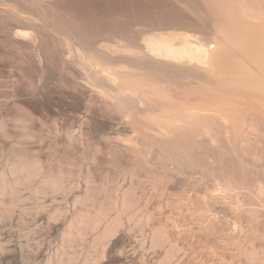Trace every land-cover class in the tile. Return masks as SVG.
Instances as JSON below:
<instances>
[{
    "label": "rangeland",
    "instance_id": "obj_1",
    "mask_svg": "<svg viewBox=\"0 0 264 264\" xmlns=\"http://www.w3.org/2000/svg\"><path fill=\"white\" fill-rule=\"evenodd\" d=\"M206 9H208V4L205 3V0H0V172L4 168L9 169L16 162H22L20 161L22 159H24L23 161H31L34 158H36L34 160L38 163L41 161L40 166L43 171H41L42 174L41 172L39 173L37 180L33 179L31 183L27 185L24 184L23 187H21L22 185L20 186L19 189L22 190L20 199L22 197L26 198H23V200L19 199L20 205L15 207V211L8 217L0 214V264H46L53 256H55L53 259H56L61 253V251H59L56 256L58 248L62 245L64 225H67L66 223L69 222L75 211L84 210L86 206L87 208L88 206L91 208L97 202L95 206L103 208L108 214V218L105 217L103 220L104 223H101L103 227L100 225L103 229L105 224L116 216L118 209L116 203L122 197V193L125 192L129 194L131 198H133V195L134 199H137L136 202L133 201L134 203H130L134 206L132 210H128L131 213L134 212L131 214L126 210H121L120 219L123 218L124 220H121L120 225L117 227L118 229H116L110 237L104 239L101 242L102 244H99V247L93 244V240L100 231H97V234L95 232H89L90 234H87L88 237L86 236L87 239L84 240L83 243L78 242L77 244L75 242L76 244H72L73 246H71V243L66 245L65 250H69L70 245L71 248L73 247L72 251L70 250L71 253L74 251L75 253L73 254H77L76 260L73 262L67 261L68 263L66 264H168V262L169 264H229V260H231L230 258L232 256L233 259H236L235 261H238V250L235 247L232 248L233 245L227 242L230 238V230L227 231L228 222L235 218L236 214L234 213L236 212H234V209L235 211L238 209L234 208L236 204L234 205L232 203V199L228 198L229 201L225 198L226 201L223 196H217L213 191L211 193L210 189L216 183V177L220 179L228 176L227 178L231 179L235 184L238 183L237 185H242L241 187L247 183L249 184L247 186L256 185V180L262 179V181H264V143L258 146V141L256 142L255 139V137H257L256 134L254 135L255 137L253 134L252 137L250 136L252 141L253 139L255 140L254 142L257 147H255L253 142H251V145H254L253 147L256 149L259 157H263L261 162H258L260 161V158L257 157L258 154L252 153L255 152V149L247 151L241 150L240 148L236 150L233 147L236 150L235 152L232 145L230 147L229 141H226V137H223L225 138L224 140L219 138L221 141L217 138V141H220V143L223 141V146L221 145L222 143L220 146L218 142L220 148L217 147L216 144L215 147L212 143L213 146L211 142L209 143L207 140H202L204 142L201 143V145L198 142V137H200L198 135H195L197 138L195 142L199 144H193L194 140L190 138L192 135H189V137L187 135L192 141L190 140L189 142L188 138L182 136L183 139L181 137H178V139L181 138L185 140V137L186 140L184 143L180 141L181 139L178 140L180 143L182 142L181 144L179 143V145L177 143L178 147L170 148L171 146L167 145L170 146L169 149L165 147V144L162 149L159 147L161 146L160 144H153V148H150L148 152L145 151L146 153H142V151L140 152L138 150L142 149V147L136 148L141 146L142 143H140V141H143L142 138L145 140L147 135H142L143 133L141 131L136 132L137 128L135 127L138 125V118L141 117L139 115H142L140 114V110H143V108L135 105L132 106L137 108H133L132 106L129 107L133 108V112L136 111L134 114H132L133 112H130L131 109L127 107L123 108L124 110L121 111L120 107L117 106L118 103H113L115 101L117 102V100H114L116 98H112L115 96L113 91L105 89L107 87L101 85V79L99 80L97 77H92L97 75L93 74V71L90 70L91 67H87L89 65L85 62L86 58L94 55L98 59L102 58L100 61L103 62V64L112 65L113 67L123 64L130 66L129 68L134 65L139 72H144V69L141 68L144 66V63L133 58L131 59L129 56L130 51H128L129 49H127V47H130V50L132 47H139L137 45H141L142 40L148 34L158 33L160 30L161 32L186 30L193 33H203L206 27L204 28L202 22H199L198 18L202 12L205 13L204 11H206ZM206 17L208 18V15H206ZM210 25V28L214 27L212 23H210ZM141 37H143L142 40H140ZM115 43H117V45ZM120 43L124 45V48ZM128 43L131 46L128 45ZM107 45L109 47H107ZM118 45H120L121 49H118ZM89 48L91 50H89ZM97 48L100 49L98 53L95 52ZM115 48L117 50H113ZM87 49L89 51H84ZM104 49H106L105 53L107 52V54L104 53ZM108 50H113V53ZM115 51L118 52L114 54ZM90 52L92 54H89ZM124 52H126V55H124ZM99 53L103 54L101 55L102 57L99 56ZM108 55H110V60L106 57ZM116 55L118 57H116ZM104 56L107 62H105ZM113 56L115 58H113ZM84 57L86 58L84 59ZM119 60L121 62L123 61L125 64L123 62L120 63ZM125 60H129L131 63L129 61L125 62ZM108 62H112L113 64H109ZM94 83L99 85H95ZM97 92H99V94ZM137 110L139 112H137ZM130 114H132L133 117L130 116ZM130 117L133 120L130 119ZM136 117L138 118L135 119ZM146 122L150 123L149 119H146ZM139 133L141 135H139ZM118 136L121 139L118 138ZM204 136L202 135L201 138H205ZM258 136L263 137L264 133ZM247 137H249V135H247ZM132 139L136 140L133 143L134 145L130 142ZM205 139H208V137ZM122 142L125 149L121 146ZM136 145L138 146L135 147ZM244 151H252L249 153L256 156L258 161L255 163L254 161H256L257 158H255V160L253 158L254 156H247L246 153H243ZM237 152L241 153L238 154ZM194 153H196V156ZM241 154L244 155L242 156ZM140 155L142 156L140 157ZM143 155L145 157H143ZM158 155H160V157ZM20 156H22V158ZM158 158L160 161H158ZM149 159L151 161H149ZM194 159L198 162L194 161ZM137 161H139V163H135ZM172 161L175 163H172ZM187 161L191 162V167H194L193 164L199 165H195V170L192 168V171ZM178 163L182 165H178ZM186 164L188 167L184 166ZM205 165L208 168H203ZM175 167L178 168L175 169ZM181 168L183 170L185 169V171L181 170ZM5 169L3 171H5ZM172 169L176 171L173 172L171 171ZM178 170L179 172L177 173ZM165 172H168V174ZM184 172H186L187 176ZM45 173H49V175L51 173L56 176L58 173L59 176L62 174L60 177L65 180L67 189L61 190L60 193L58 191V193H53L52 191L44 193L47 191L44 189L43 192L41 191L42 189L38 192L37 183L41 180L40 176L43 177V174L45 176ZM107 174H110V176H107ZM130 174H132L134 178H132ZM140 174H142V176H140ZM183 174H185V176H183ZM9 176L11 177V175L7 173L6 177L10 178ZM247 176L251 180L248 179ZM90 177L91 179H89ZM104 177H106V179ZM190 177L194 179L191 180ZM1 178L2 176L0 173V180ZM201 179H203V182ZM234 179H236L237 182L233 181ZM243 179L245 181H243ZM109 180L110 182H108ZM161 180H164V182ZM155 181L161 184L159 185ZM85 182L87 184H85ZM90 182L93 185H91ZM242 182H245V184L243 185ZM251 182L255 184H251ZM73 183L74 186L72 185ZM167 183L173 187L171 188ZM132 185L135 186V188H133ZM88 186H91L90 190ZM199 186L201 187L199 188ZM34 187L36 188V192L33 191L35 190ZM136 187L139 188V190ZM252 187L254 186H251V188ZM105 189L109 195L105 192ZM129 189H135V191L137 189V195L135 196V194H133L135 192L134 190H132L133 192L131 191V194ZM30 193H32V195L38 194L34 195L38 198L32 195L30 196ZM195 193H197V195L200 194L197 196ZM126 194L124 195L128 197ZM80 195L83 197L88 195V201L93 203H89L88 201L78 202L77 198L81 197ZM27 196L29 198L31 197L30 200ZM101 197H103V199ZM2 198L3 196L0 195V201ZM74 198H76V201H73L75 200ZM134 199H129V201H127L130 202ZM145 199L148 200L146 201ZM153 199L155 200L153 201ZM20 201H24L22 205ZM94 201L96 202L94 203ZM75 203L76 205H74ZM206 203L208 204L207 209L205 207L207 205ZM104 204L106 207H104ZM110 204H112V206ZM201 205L205 207L208 214L207 212L203 213V208L202 210L199 209L202 207ZM143 206H147L148 208ZM163 206L165 208H163ZM24 207L29 210V212L27 211L28 214L27 212L22 213L20 211ZM56 208H62V210L66 209L67 211L64 210L62 217L60 214V218H57L54 215V213L57 215ZM1 209L2 207H0V213H2ZM218 211H220V215H218ZM222 211L225 215L222 214ZM210 212L217 215L215 219L217 218L216 220L218 222L212 220L214 215H212V217V213ZM204 214L207 217H205ZM262 215H264V213H262ZM148 216L149 218H147ZM261 219L263 221L261 229H264V216H262ZM169 220L172 221L170 222ZM209 221L211 222L207 223ZM212 221H214V225L218 227V230L216 229L218 233L217 231H213V233L212 229L211 233L210 229H208ZM219 225L222 228L219 227ZM181 227L185 229L182 230ZM206 227L207 229H204ZM221 230L222 234L220 235L219 231ZM154 231L158 232L169 245L166 242L163 244V242L159 243L158 241L157 243L159 244L155 245ZM262 231H259L258 236L261 235ZM223 232L228 235H223ZM184 233H186V235ZM192 233L195 236L197 235L196 237L199 235V237L196 238ZM209 233L210 235H208ZM176 239L177 241H175ZM257 239L258 240H255L256 246L259 247L264 245L263 240H261L263 238ZM169 241L171 243H169ZM205 241L208 243L207 245ZM103 243L104 247H102ZM171 244L173 249H175L173 252L175 256H172L173 259L171 256H167L165 252ZM103 248H105V250ZM234 249H236V251ZM98 250L104 253H100ZM70 251L66 252L70 253ZM164 255H166L167 258ZM207 255L209 256L207 257ZM212 256H214V258ZM167 259H169V261H167ZM223 260L226 261L224 262Z\"/></svg>",
    "mask_w": 264,
    "mask_h": 264
},
{
    "label": "bare ground",
    "instance_id": "obj_2",
    "mask_svg": "<svg viewBox=\"0 0 264 264\" xmlns=\"http://www.w3.org/2000/svg\"><path fill=\"white\" fill-rule=\"evenodd\" d=\"M205 3L208 4V9H206V11H204L205 9L203 8L204 9L203 11L205 13L202 12L203 14L201 13V15H199V18H198L199 22H202L204 28L206 27L205 32L193 33L191 31L189 32L186 30L185 31H183V30L178 31L177 30V31H172V32L171 31L170 32L169 31L168 32H163V31L161 32V30H160V32L157 31L158 33H151L150 35L149 34L147 35V33H146L147 36L145 35L146 37L143 40H142L143 37H141L140 40H142V43L140 42L141 45H137L139 47H137V48L132 47L131 50H130V47H127V49H129L128 51H130V53L126 49H124L127 51V53H129V56L131 59L133 58L135 60H139V61H142L144 63V66L141 67L144 69V72H139V70H137V68L134 67V65L131 68H129L130 66L123 65V64L118 65L117 67H113L112 65L103 64V62L100 61V59H102V58L98 59L94 55L89 56L88 58L84 57V59L86 58L85 62L87 63V65H89V66H87V65L86 66L89 68L91 67L90 70L93 71V74L97 75V76H92V77H95V78L97 77V78H99V80L101 79L102 80V82L100 81L102 83L101 85L103 87H107L105 89H110L111 91H113L115 96L112 98H116L114 100H117V102L115 101L113 103H115V104L118 103L117 106L120 107L121 111L124 110L123 108H126V107L129 108L132 105H135L138 107L140 106L143 108V110H140L142 112V113L140 112V114H142V115L137 114L141 117L135 118V119H137V118L139 119V120H137L138 125H137V127H135V128H137L136 132L141 131L143 133L142 135H145V136L147 135V137H150V138L146 137L144 140V138H142V136H141V138L143 139V141H140V143H142L141 146H139V147H137L138 145L135 146V147H137L136 149L142 147V149H138L140 152L142 151V153H144L145 151L148 152V150L150 148H153V146H152L153 144H156V145L160 144L161 146H159V147H161V148L164 147L163 145H165V144H166L165 147H168V148L170 146H171L170 148L178 147L177 143H178V145H179L180 141H182L184 143V141L186 140V138L189 137V135L190 136L192 135L190 138L194 140L193 144H195V143L201 144L204 142L202 140H207V142H209V143L211 142V144L213 143L214 145L216 144L217 147H219V148L221 145L223 146V143H222L223 141L221 142L222 144L220 143V141L225 139L223 137H226L227 138L226 141H229L230 147L232 145V148L234 147L236 150H237V148L238 149L240 148L241 150H247V151L255 149L253 147L254 145H255V147H257L256 143L254 142L255 140L253 139V141H252V139H250L252 137V134H253V136L256 134L257 137H255V136L254 137L256 139V142L258 141L257 142L258 146H259V144L264 143V136L263 137L258 136L259 134L264 133V0H205ZM189 8H191V7H189ZM194 9H196V8H194ZM198 14H200V13H198ZM206 15H208V18L206 17ZM188 18H191V17H188ZM195 18H196V16H195ZM210 23L213 24V26H214L213 28H210L211 27ZM199 26H200V24H199ZM115 44L117 45V43H115ZM101 45H103V44H101ZM128 45H130V44L128 43ZM118 46H117L118 49H121L120 45H118ZM107 47H109V46L107 45ZM122 47L124 48V45H122ZM89 50H91V49L89 48ZM89 50L87 49L84 51H89ZM96 50L97 51H95V50L94 51L98 53V51L100 49L97 48ZM105 50L106 49H104V53H105ZM113 50H117V49L115 48ZM113 50H111V51L108 50V51L112 52ZM116 52H118V51H115L114 54ZM101 53H99L100 55L99 54L98 55L99 56L103 55ZM124 53H125L124 55H126V52H124ZM85 54H87V53H85ZM89 54H92V53L90 52ZM105 54H107V52ZM109 56L110 55L106 56V57H108V60H110ZM116 57H118V56L116 55ZM113 58H115V57L113 56ZM104 59L106 60V61L105 60L104 61L107 62V59L105 58V56H104ZM126 61H129V60H125V62ZM119 62L122 63L123 61L121 62L119 60ZM129 62L131 63V61H129ZM108 63L113 64L112 62H108ZM115 64H118V63H115ZM79 67H81V66H79ZM138 69H139V66H138ZM89 83H91V82H89ZM95 85H99V84H95ZM99 88H101V87H99ZM94 93H96V92H94ZM97 93L99 94V92H97ZM93 95H95V94H93ZM95 96H97V95H95ZM99 97H101V96H99ZM108 102H111V101H108ZM132 107L137 108L134 106H132ZM133 108H129V109H131L130 112H133L132 111ZM120 109H118V110H120ZM138 110H137V112H139ZM135 112H133L132 114H134ZM132 114H130V116H132ZM130 119H132V118L130 117ZM146 119H149L150 123H147ZM135 126H136V124H135ZM120 133H122V132H120ZM218 134H221V135H218ZM139 135H141V134L139 133ZM187 135H188V137H187ZM195 135L200 136V137H198L199 143L195 142V140H197ZM202 135L203 136L205 135L204 137L205 138L208 137V139L201 138ZM239 135H241L242 137ZM247 135H249V137H247ZM182 136L186 137V138L184 137L185 140H182L183 139ZM219 136H221V137H219ZM178 137H181L182 139L180 138L181 139L180 140V139H178ZM118 138H120V137L118 136ZM137 138H139V137H137ZM190 138H188L189 142L191 140ZM217 138L218 139L222 138V139L221 140L219 139L220 141H217ZM178 140H180V141H178ZM199 140H201L202 142ZM208 140H210V141H208ZM122 141H124V140H122ZM134 141H136V140L132 139V141H130L131 144H133ZM218 142H219V145L221 144L220 146L218 145ZM251 142H253L254 145H251L252 144ZM167 145H170V146H167ZM216 145H215V147H216ZM121 146H123V142H122ZM184 148H186V147H184ZM234 148H233V150L236 152V150ZM123 149H125L124 146H123ZM151 150H153V149H151ZM164 150H165V148H164ZM204 150H206V149H204ZM241 150H239V151H241ZM169 151H171V150H169ZM174 151H176V150H174ZM220 151H222V150H220ZM247 151H244L243 153H246L247 156L251 155V153H249V152H252V151H249V152H247ZM254 151L255 152H252V153L256 154L257 153L256 149ZM172 153H175V152H172ZM178 153H180V152H178ZM198 153H200V152H198ZM240 153H238V154H240ZM149 154H151V153H149ZM195 154L196 153H194V155ZM215 154H217V153H215ZM136 155H138V154H136ZM154 155H155V153H154ZM241 155L243 156L244 154H241ZM141 156L142 155H140V157ZM145 156H146V154H145ZM145 156L143 155V157H145ZM158 156L160 157V155H158ZM203 156H205V155H203ZM252 156H254V155H251L250 157H252ZM20 157L22 158V156H20ZM165 157H168V156H165ZM193 157H191V158H193ZM236 157H237V155H236ZM244 157H246V156H244ZM257 157H259V154ZM257 157L254 156L253 158L255 159ZM203 158H205V157H203ZM230 158H232V157H230ZM34 159H36V158H34ZM34 159H32L31 161H29V160L23 161L24 159H22V160H20V161H22L20 163L14 161L16 163L13 164L12 166L9 165V166H11L9 169L4 168L5 171H3L4 170L3 169L2 170L3 172L2 171L0 172L1 176H2V178L0 180V195L3 196L2 200L0 201V207H2V209H1L2 213H0V214H3V216L8 217L13 211H15L14 210V209H16L15 207L17 205L18 206L20 205L19 199H20V193L22 191L19 189L20 186L22 185L21 187H23L24 184L27 185V184L31 183L33 181V179L34 180L38 179L37 177H39V173L42 171L41 170L42 167L40 166L41 161H40V163H38ZM135 159H136V157H135ZM150 159H152V158H150ZM150 159H149V161H151ZM252 159H250V160H252ZM261 159H263V157L259 159L260 161H258V158H257V160L255 159L256 161H254V162L255 163L257 161L261 162ZM158 161H160V159ZM179 161H181V160H179ZM191 161H193V160H191ZM194 161H197V160L194 159ZM204 161H203V163H204ZM233 161H234V159H233ZM246 162H247V160H246ZM135 163H139V161H137ZM172 163H175V162L172 161ZM188 163L190 164V165L189 164L188 165L190 166L191 170H192V168L193 169L195 168V165L196 166L199 165V164H195V165L193 164L194 167H191V162H188ZM192 163H195V162H192ZM213 164H215V163H213ZM164 165H166V164H164ZM178 165H182V164L178 163ZM200 165H202V164H200ZM184 166L188 167L187 164ZM160 167H161V165H160ZM205 167H206V165L203 168H205ZM241 167H243V166H241ZM246 167H247V165H246ZM113 168H115V167H113ZM157 168H158V166H157ZM176 168H178V167H175V169ZM206 168H208V167H206ZM88 169H90V168H88ZM181 170H183V169L181 168ZM208 170H211V169H208ZM62 171H64V170H62ZM171 171H173V169ZM175 171H173V172H175ZM183 171H185V169ZM217 171H218V168H217ZM251 171H253V170H251ZM42 172H41V174H42ZM168 172L167 173L165 172V173L168 174ZM178 172H179V170L177 171V173ZM210 172H212V171H210ZM7 173H9L11 175V177L9 176L10 178L6 177ZM51 173H50V175H49V173L48 174L45 173V176L43 174V177L40 176L41 180L38 181V183H37L38 186L36 185L37 191L39 190L38 192H40L41 189H42L41 191L43 192V189H44V190H47L44 193H47L48 191L49 192L52 191L53 193H58V192L60 193L61 190H65V188L67 189V187L65 185L66 184L65 180H63V178L60 177V176H62V174H60V176H59V173H60L59 172L58 175L56 176V175H52ZM184 173L186 174V172H184ZM88 174H90V173H88ZM172 174H174V173H172ZM185 174H183V176H185ZM92 176H93V174H92ZM107 176H110V174H107ZM130 176L132 177V174H130ZM140 176H142V174H140ZM148 176H149V174H148ZM170 176H171V172H170ZM186 176H187V174H186ZM188 176H189V174H188ZM191 176H192V174H191ZM225 176H226V174H225ZM204 177H206V176H204ZM227 177L220 178V179L216 177V180H215L216 183L213 182L215 184H214V186H212V188L210 190H211V193L213 191V192H215V195L223 196L224 199L225 198L226 199H228V198L232 199V201H233L232 203L234 205L236 204L234 208L238 209L237 211H235V209L232 207L234 209V212H236L234 214H236V215L238 214V215L237 216L235 215V218L232 219L233 221L228 220L229 222H228V229H227V231L230 230V238L228 236L229 239L227 240V242H228V244L233 245L232 248L235 247L238 250L239 253L237 252L238 255L236 254L238 261H235L236 259H233V256H232L230 258L231 260H229V264H243V263H246V264H264V245L259 246V247L255 245V240H258L257 238H260V239L263 238L261 240H263V242H264V231H262L264 229H261L262 228L261 226L263 225L262 224L263 218L261 219V217L264 216V215H262V213H264V181H262V179L256 180V185H251V186H254L252 188H251V186H247V185H249L247 183L249 181L246 182L247 184H245V182H242L243 185L244 184L245 185L243 187H241L242 185L240 186V185H237L238 183L237 184L233 183L232 180L227 178ZM104 178L106 179V177H104ZM132 178H134V176ZM247 178H248V176H247ZM89 179H91V177ZM105 179H103V180H105ZM138 179H140V178H138ZM190 179H191V177H190ZM192 179H194V178H192ZM248 179H250V178H248ZM140 180H142V179H140ZM184 180H186V179H184ZM201 180L203 182V179H201ZM161 181L164 182V180H161ZM166 181H168V180H166ZM177 181L179 182L178 179H177ZM180 181H181V179H180ZM233 181L237 182L236 179H234ZM243 181H245V180L243 179ZM108 182H110V180ZM94 183H96V182H94ZM156 183H158V182H156ZM242 183H240V184H242ZM67 184H68V180H67ZM85 184H87V183L85 182ZM167 184H165V185H167ZM251 184H255V183L251 182ZM72 185L74 186V183ZM91 185H93V184L91 183ZM168 185H170V184H168ZM170 186H171V188L173 187L172 185H170ZM90 187L91 186H88L89 190L91 189ZM132 187L135 188V186H133V185H132ZM200 187L201 186H199V188ZM128 188H130V187H128ZM137 189L139 190V188H137ZM137 189H136V191H137ZM150 189H152V188H150ZM161 189H163V188H161ZM207 189H208V187H207ZM89 190H88V192H89ZM132 190L135 191V189H129L130 193ZM175 190H173V191H175ZM33 191L36 192V188ZM68 191H70V190H68ZM136 191L133 193V194H135V196L137 195ZM105 192L107 193V190ZM169 193H171V192H169ZM190 193H191V191H190ZM197 193H195V194L197 195ZM66 194H68V193H66ZM82 194H84V193H82ZM124 194H126V192L122 193V197L121 198L119 197L120 199L116 203L118 205L116 216H114L112 218V220H110L108 223H106L103 229H102L103 226L101 225V223H104L103 220L105 219V217L108 218L107 217L108 214H107V211H105L103 208H101L99 206H95L97 204L96 201H94V203L96 202V204H94V205L92 204L93 207H91V208H90V206H88V208L86 206V208L84 210H80L77 212L75 211V213L72 214V217L70 216L71 218H70L69 222L66 223L67 225H64L63 232H62V234H63L62 245L60 248H58V250H57L58 252H56V256L58 255L59 251H61V253L56 257V259H53V257H55V256H53L52 258L50 257L51 259L48 262L47 261L46 262L48 264H54V263L55 264H66L69 261L73 262L74 260H76L77 254H73V253H75L74 251H73V253H71L72 248H73V247L71 248V246L75 245L76 243L78 244V242L83 243V241L87 239L86 236L89 232H92V233L95 232L96 233L97 231H100L99 234L93 240V244L98 245V247H99V244L104 239H107L108 237H110L116 231V229H118L117 227L120 225L121 220L123 219V218L120 219L121 210L131 211L132 207H134V206L130 203L133 201L134 202L137 201L136 198H135L136 200L134 199L133 195H132L133 198H131L129 196V194H126V195H128V197L125 196ZM143 194H146V193H143ZM162 194H163V192H162ZM199 194L197 196H199ZM31 195H32V193H30V196ZM34 195H38V194H33L32 196H34ZM192 195H193V193H192ZM150 196H151V194H150ZM34 197H36V196H34ZM34 197H32V198H34ZM89 197H90V195H89ZM178 197H180V196H178ZM183 197H184V195H183ZM23 198L24 197H22L20 200H23ZM30 198L28 197L29 200H30ZM36 198H38V197H36ZM101 198L103 199V197H101ZM128 198L134 199V200L128 202L129 201ZM145 198H146V196H145ZM74 199L75 200H73V201H76V198H74ZM88 199H89L88 195L84 196V197L81 196V197L77 198V201L78 202L79 201L86 202V201H88ZM212 199H214V198H212ZM154 200L155 199H153V201ZM198 200H199V197H198ZM26 201H27V199H26ZM110 201H112V200H110ZM175 201H177V200H175ZM20 202L22 205V203L24 201H20ZM88 202L93 203L91 201H88ZM163 202H164V200H163ZM171 202H172V199H171ZM202 203H204V202H202ZM86 204L89 205L88 203H86ZM105 204H108V203H105ZM105 204H104V207H106ZM212 204H213V202H212ZM74 205H76V203ZM110 205L112 206V204H110ZM130 205H131V207H130ZM191 205H193V204H191ZM175 206H177V205H175ZM20 207H22V206H20ZM96 207H98V208H96ZM143 207H147V206H143ZM195 207H196V205H195ZM205 207L207 209L208 204ZM205 207L202 206L199 209L202 210V208H203V210H202L203 213L207 212V214H208V211L205 210ZM209 207H210V205H209ZM59 208H56L57 212L55 211L57 213V215L53 212L57 218H60V214L62 217L64 210L67 211L66 209L62 210V208L61 209H59ZM81 208H83V207H81ZM163 208H165V207L163 206ZM181 208H184V207H181ZM171 209H173V208H171ZM20 211L22 213H25L27 211L29 212V210L25 209V207L22 208ZM129 211H128V213H131ZM178 211H180V210H178ZM28 212H27V214H28ZM218 212H219V214L217 212L216 213L218 215H220V211H218ZM210 213H212V212H210ZM222 214H224L223 211H222ZM212 215H214V213H212L211 216ZM216 216L217 215H214V217L212 216L213 217L212 220L215 221L217 219V218L215 219ZM56 217H55V219H56ZM202 217H204V216H202ZM205 217H207V216L205 215ZM147 218H149V216ZM152 219H153V217H152ZM204 219H206V218H204ZM169 221L171 222L172 220H169ZM193 221H190V222H193ZM214 221H212L211 225H209L210 227H208V229H210V232H211V229H212V232L213 231L215 232L218 230L217 229L218 227L216 225H214ZM176 222H178V221H176ZM196 222H197V220H196ZM210 222L211 221H209L207 223H210ZM136 223H137V221H136ZM200 223H202V222H200ZM100 225L102 227H100ZM160 227H162V226H160ZM172 227H173V225H172ZM219 227H221V226L219 225ZM181 229H182V227H181ZM183 229H185V228H183ZM195 229H197V228H195ZM204 229H207V227ZM222 230L219 231L220 235L222 234L221 233ZM164 231H166V230H164ZM190 231H192V230H190ZM259 231L260 232L262 231L263 234L261 233V235L258 236ZM217 233H218V231H217ZM224 233L225 232H223V235H226V236L228 235V234H224ZM184 234L186 235V233H184ZM208 235H210V233ZM154 237H155L154 239L156 242L154 243V239H153V243L155 245L159 244L160 242L161 243L163 242V244L166 242L164 240V238H162L159 235L158 232L154 231ZM198 237H199V235H198ZM198 237H196V238H198ZM223 237H225V236H223ZM157 241L159 243H157ZM175 241H177V239ZM182 241H185V240H182ZM178 242H175V243H178ZM69 243H71V246L69 245V247L71 249L69 248V250H65L66 245H68ZM169 243H171V242L169 241ZM205 243H206V241H205ZM256 243H257V241H256ZM207 244L208 243H206V245ZM102 247H104V243H103ZM103 249L105 250V248H103ZM236 249H234V250L236 251ZM174 250L175 249H173V246L171 244V246L165 252H166L167 256L169 255L172 258V256H175L173 254ZM66 251H70V253L66 252ZM98 252H100V251L98 250ZM219 252H220V250H219ZM100 253H104V252L102 251ZM212 254H213V252H212ZM228 254H231V253H228ZM177 255H178V253H177ZM164 256L167 258L166 255H164ZM208 256L209 255H207V257ZM212 257L214 258V256H212ZM162 258H164V257H162ZM209 258H211V257H209ZM218 260H220V259H218ZM167 261H169V259H167ZM171 261H173V260H171ZM215 262H216V260H215ZM218 263H219V261H218ZM227 263H228V261H227ZM168 264H169V262H168Z\"/></svg>",
    "mask_w": 264,
    "mask_h": 264
}]
</instances>
